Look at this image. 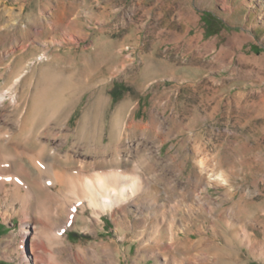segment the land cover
Listing matches in <instances>:
<instances>
[{"label":"rangeland","instance_id":"obj_1","mask_svg":"<svg viewBox=\"0 0 264 264\" xmlns=\"http://www.w3.org/2000/svg\"><path fill=\"white\" fill-rule=\"evenodd\" d=\"M204 12L224 27L207 32ZM22 73L4 131L35 120L29 154L45 144L57 166L155 180L162 206L143 228L104 215L97 234L87 209L68 247L122 238L121 264H155L146 249L170 244L171 228L173 264H264V0H0V94ZM18 229L0 217V264H17Z\"/></svg>","mask_w":264,"mask_h":264},{"label":"bare ground","instance_id":"obj_2","mask_svg":"<svg viewBox=\"0 0 264 264\" xmlns=\"http://www.w3.org/2000/svg\"><path fill=\"white\" fill-rule=\"evenodd\" d=\"M21 78L23 73L0 94V112L5 108V96H8V105L13 110L18 109L20 94L17 86ZM42 106L44 107L40 103V107ZM56 106L59 108V103ZM39 114L41 115L40 112ZM53 119H56V113L49 114L44 122L48 123ZM34 121H29L28 117L17 119V137L10 131H4V127L0 125V208H4V211L0 209V217L4 220L18 217V234L21 236L17 245L14 246L13 241L7 243V256L12 259L16 257L17 264H84L91 261L92 264H121L115 252H118V243L122 238L117 243L102 242L92 248L75 247L74 250L66 244L65 234L77 220L78 214H83L87 209L91 210V216L84 221L87 223V230L95 234L102 217L107 214L114 218L117 231L120 228L148 226L149 221L144 213L159 206L155 198L158 192L153 186L155 180L147 181L138 174L100 171L99 166L86 160H81L79 165L57 166L54 159H58L59 150L52 149V160H46L44 154L48 146L45 144L39 151L29 154ZM64 130L68 131V128L64 126ZM64 158L67 161L72 159L69 156ZM148 193L153 195L152 199L144 197ZM130 214L133 215L132 220H129ZM167 232L170 244L162 246L158 241L155 246L145 248L148 256L156 259L155 264H173L166 260L165 254L172 247L178 233L171 228ZM29 250L34 260L29 258ZM99 257L103 259L100 260Z\"/></svg>","mask_w":264,"mask_h":264},{"label":"trees","instance_id":"obj_3","mask_svg":"<svg viewBox=\"0 0 264 264\" xmlns=\"http://www.w3.org/2000/svg\"><path fill=\"white\" fill-rule=\"evenodd\" d=\"M202 21H203V23L205 25V28H206L207 32H218L224 27V24H223L222 21L214 18L208 12H204L202 14ZM112 95H113L114 99L117 97V95H115V92L112 93Z\"/></svg>","mask_w":264,"mask_h":264}]
</instances>
